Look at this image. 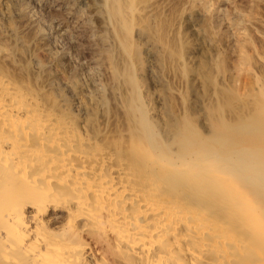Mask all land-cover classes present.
<instances>
[{
    "label": "bare ground",
    "instance_id": "1",
    "mask_svg": "<svg viewBox=\"0 0 264 264\" xmlns=\"http://www.w3.org/2000/svg\"><path fill=\"white\" fill-rule=\"evenodd\" d=\"M17 1L0 0V264H264V148L239 138L262 121L202 137L156 126L136 96L135 37L161 47L155 2L102 0L112 46L98 37L94 67L68 74L33 52Z\"/></svg>",
    "mask_w": 264,
    "mask_h": 264
},
{
    "label": "rangeland",
    "instance_id": "2",
    "mask_svg": "<svg viewBox=\"0 0 264 264\" xmlns=\"http://www.w3.org/2000/svg\"><path fill=\"white\" fill-rule=\"evenodd\" d=\"M152 1L157 10L153 27L160 35L161 47L150 53L148 46L141 45L135 37L138 43L134 42L132 51L138 58L136 96L144 108L148 107L153 123L161 128L174 125L187 128L202 137L217 128L224 130L225 125L236 127L251 119L261 120L264 128L260 113L264 105V0H206L218 15L214 20L205 17L204 0ZM101 2L18 0L16 7L28 9L22 16L23 22L34 17V24L25 33L30 44L33 43V52L41 56L43 50L52 48L60 57L61 69L71 74L76 68L74 61L85 72L94 67L92 59L98 54V37L103 36L109 47L112 46L111 29L100 9ZM86 16L90 21L82 23L81 19ZM5 24L21 30L14 19L5 20ZM64 34L73 35L75 40ZM8 37L7 33L0 34L3 43L13 45ZM247 37L251 42L241 56L236 40ZM156 95L160 96L159 102ZM100 118L96 117V124L100 123L97 126L103 130L105 125ZM239 138L247 145L264 148V129Z\"/></svg>",
    "mask_w": 264,
    "mask_h": 264
}]
</instances>
